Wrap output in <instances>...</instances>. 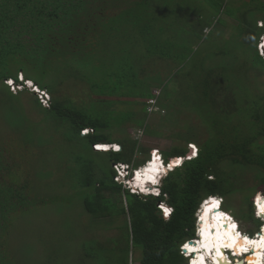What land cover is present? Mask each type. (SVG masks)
Wrapping results in <instances>:
<instances>
[{
  "label": "rangeland",
  "instance_id": "1",
  "mask_svg": "<svg viewBox=\"0 0 264 264\" xmlns=\"http://www.w3.org/2000/svg\"><path fill=\"white\" fill-rule=\"evenodd\" d=\"M218 1L150 0L147 8L152 11L153 20L111 22L105 27L108 35H101L89 61L68 63L58 70L61 76L63 72L70 75L58 82L54 96L85 110L96 98L111 99L94 104L91 110L99 112L103 108L106 119L122 123L99 131L108 134L115 141L112 143L120 146V142L136 141L148 150L135 151L132 163L145 162L152 148L159 149L162 155L175 146L194 145L199 149L209 135L208 129L219 118L218 112L225 118L224 110H234L232 121H245L252 102L264 94V62L256 51L264 29L259 25L264 24V0H222V5ZM94 68H99L96 75ZM210 69L213 81H218L215 104L206 100L202 88L198 89ZM112 70L115 78L107 77ZM81 71L93 73L100 80L97 91ZM8 88L17 96L1 86L0 137L11 134L19 141L34 144L39 161L34 163L38 171H33L30 177L34 180L33 191L45 198L60 196V200L32 207L14 219L7 237L11 252L24 264H116L111 256L121 258L126 247L122 221L106 224L104 218H94L84 210L82 199L75 196V192L84 188L74 187L81 165L88 162L98 168L94 169L95 177L102 172L108 178L107 169L111 165L108 151L90 149L87 138L76 136L66 121L46 117V111L36 102L38 96L28 88L17 92L14 91L17 88ZM158 89L161 92L158 110L148 113L143 102L157 101L154 94ZM216 101L224 105V110H219ZM235 107L242 109L236 112ZM132 163L127 164L132 167ZM99 166L104 168L100 173ZM111 166L114 168V164ZM221 168L234 173L230 180L237 191L221 198L222 207L218 200L209 207L206 203L211 200L202 204L203 210L208 211L211 225L208 228L215 235L216 257L223 264H244L243 260L250 264V257L257 250L256 231L260 222L254 214V218L245 215L246 203H251L253 209L259 203V211L264 203L262 197L253 194L252 188L239 189L254 185L258 170L232 167L226 162ZM127 175L124 181H128ZM93 238L104 244L95 247V253L88 256L84 247ZM237 241L241 247L229 252ZM132 250L131 259L140 255V251ZM246 251L250 253L244 259ZM131 259L129 264H138Z\"/></svg>",
  "mask_w": 264,
  "mask_h": 264
},
{
  "label": "trees",
  "instance_id": "2",
  "mask_svg": "<svg viewBox=\"0 0 264 264\" xmlns=\"http://www.w3.org/2000/svg\"><path fill=\"white\" fill-rule=\"evenodd\" d=\"M216 3L222 5V0ZM149 4L150 0H0V88L3 86L10 95L17 96L4 81L10 78L17 82L18 73H22L25 79L51 94L48 105L44 107L36 98L41 110L46 111V117L66 121L76 136L87 138L90 149H93L94 143L115 142L108 134L99 131L122 123H113L114 118L110 119V123L103 116V108L100 109L102 113L94 108L91 110L94 104L111 99L96 98L91 101L92 106L85 110L55 97L53 93L58 82H63L70 75L63 72L61 76L58 70H63L62 66L68 63L89 61L96 51L99 38L107 34L105 27L111 22L153 20L152 11L147 8ZM98 71L99 68L93 69L95 75ZM140 71L141 68L138 73ZM209 72L203 86L199 85L198 89L202 88L200 91L206 100L215 104L218 81H213L212 69ZM92 74L83 72L82 76L88 77L92 88L97 91L100 80ZM108 76L115 78L114 70ZM160 95L158 89L156 104L160 101ZM146 96L151 97L152 94ZM252 103L245 121H232L235 111L224 110V105L216 101L219 110H224L227 115L222 118L218 112L219 118L214 120L212 129H208L209 135L199 145L197 155L188 154L186 146H175L163 154L165 161L178 156H184L185 160L163 177L159 196L134 194L113 179L116 172L112 163H132L135 151H148L138 146L136 141L120 142L119 151L107 152L111 163L107 169L108 178L102 175V166L98 171L101 176L95 177L97 172L94 169L98 170L95 164L88 162L81 165L77 186L74 187L84 188L75 192V196L82 199L84 210L94 218H104L106 224H112L114 220L122 221L126 231L123 256H111L116 264H129L132 249L140 251L138 257L131 259L138 264H186L179 247L184 241L195 237V213L200 202L211 196L208 206L218 199L213 196L222 198L237 191L230 180L234 173L221 168L223 162L232 167L257 169L256 183L239 190L251 191L252 188L253 194L262 197L261 203H264V94ZM143 104L147 110V103ZM241 109L236 108V112ZM85 128L91 131L81 135L80 131ZM8 135L10 137H0V264H24L8 247L7 237L13 229L14 219L32 207L60 200V196L45 198L35 194L34 180L30 177L33 171H38L36 167L34 169V163L39 161L38 149L34 144ZM190 140L187 139V142H192ZM143 163L137 161L131 165L136 167ZM36 174L34 178H37ZM86 189L88 192L83 193ZM160 201L172 208L167 218L157 207ZM246 206L245 215L254 218L252 204L246 203ZM116 216L119 218L115 219ZM100 244L104 243L93 238L84 247L85 253L92 256L90 254L95 253V247Z\"/></svg>",
  "mask_w": 264,
  "mask_h": 264
},
{
  "label": "bare ground",
  "instance_id": "3",
  "mask_svg": "<svg viewBox=\"0 0 264 264\" xmlns=\"http://www.w3.org/2000/svg\"><path fill=\"white\" fill-rule=\"evenodd\" d=\"M29 82L30 81H28V83ZM140 168L141 170L136 173L134 180L129 181V183H131L132 187L134 186L136 187V189L139 188L142 193H148L151 186L150 183L156 182V173L159 170V161L156 159V154L153 155L149 164H144L140 166ZM210 205L207 206L206 203V207H209ZM199 209L201 210L199 213L197 224L198 237L194 240L195 243H187V245H189L188 249L183 248L185 249V253L193 254V257L188 262H190V264H223L220 263L218 258L216 257V248L214 242L215 235L214 232L208 228L211 227L209 223L210 221L207 216L208 211H204L202 205ZM263 211L264 206L261 208V211H259V215H262V218H264V213L262 214ZM225 217L227 219V216ZM226 222L228 223V220ZM262 226L263 227H261V230H259L258 234L256 235L257 250L250 257V264H264V225ZM237 239L239 240V238ZM238 247L241 246L240 243L237 241L236 246H234L232 250H229V252L237 250ZM249 253V251H246L243 258L246 259ZM243 261L244 264H248L246 260Z\"/></svg>",
  "mask_w": 264,
  "mask_h": 264
},
{
  "label": "built area",
  "instance_id": "4",
  "mask_svg": "<svg viewBox=\"0 0 264 264\" xmlns=\"http://www.w3.org/2000/svg\"><path fill=\"white\" fill-rule=\"evenodd\" d=\"M259 25H260V27H263L264 28V24L262 23V22H259ZM256 51H257V53H258V55L264 60V29H263V32L260 34V36H259V38H258V40H257V43H256ZM21 77H22V75H20ZM21 79V78H20ZM9 81H12L13 83L12 84H10L9 86H12L14 89L15 88H17V90H14V89H12V90H14L15 92H17L18 90H21V89H24L26 86H29V90H31L34 94H36L37 96H38V98H40L39 100H41V102L42 103H47V105H48V102H49V99H50V97H49V94H48V92L46 91V90H43V89H41L40 87H38L35 83H33L32 81H30L29 83H28V81H26L27 82V84L26 85H24V84H19V83H14V81L13 80H9ZM24 83H25V81H24ZM20 87V88H19ZM13 91V92H14ZM158 93V92H157ZM157 95V94H156ZM156 95L154 96V97H156ZM157 100V99H156ZM151 102L150 103H147L148 105H147V111L149 112V113H152L153 111H157L158 109V106H157V101H155L154 99H151L150 100ZM89 131H91V129H89V128H85V129H82L81 130V134L82 135H85V134H87ZM191 146H193V145H191ZM189 147V151H188V154H191L192 156H195L196 154H197V152H198V148L195 146L194 148L193 147ZM93 147H94V149L95 150H97V151H103V150H106V149H110V148H114V149H117L119 146L118 145H116V143H109V144H106V143H95V144H93ZM154 154H156V159L159 161V163L161 164L162 162H163V156H162V154L161 153H159V151L157 150V149H154L153 151H152V153H151V158L153 157V155ZM185 159V157L183 156V157H176V161H175V163L174 162H172V161H170V162H168L167 164H166V166L168 167V168H172L173 166H175V165H177V164H181L182 163V161ZM151 162V159H150V161L149 162H147V164H149ZM114 168H115V170L117 171V174L115 175V179L117 180V181H119L120 180V177L121 176H124V174L125 173H127V172H129V168H130V165H128L127 163H116V164H114ZM140 170V168H138L136 171H135V174L138 172ZM141 172V171H140ZM129 190L130 191H136V189L135 188H133V187H130L129 186ZM157 206H159L160 208H162V215H163V217H165V218H167L169 215H170V213H171V211H172V208H171V206H169V205H167V204H165V203H162V202H159L158 204H157ZM164 209H169L170 211L168 212V214L167 215H165V212H164ZM259 210H258V205L256 204V211H255V214H256V216H258V217H260V215H259ZM261 219H263L264 220V218H262V217H260ZM263 225H264V221H263ZM254 235H256V233L254 234ZM188 241H184L181 245H180V247H179V250H180V253L183 255V256H185L186 258H187V264H190V262H188V261H190V259H191V257H189V254L188 255H186V253L184 252V250L185 249H183L184 247V243H187Z\"/></svg>",
  "mask_w": 264,
  "mask_h": 264
},
{
  "label": "clouds",
  "instance_id": "5",
  "mask_svg": "<svg viewBox=\"0 0 264 264\" xmlns=\"http://www.w3.org/2000/svg\"><path fill=\"white\" fill-rule=\"evenodd\" d=\"M19 74H21L22 75V73H19ZM22 77H23V79H20L19 78V80L17 81V82H15L13 79H7V80H5V82H6V84L9 86L10 84L8 83V81L9 80H13L14 81V83H19V84H24V85H26L27 84V82L26 81H31V80H28V79H25L24 78V76L22 75ZM25 79V80H24ZM24 81H25V83H24ZM25 88H28L29 89V86H26ZM21 90H23V89H21ZM20 91V90H19ZM155 95V94H154ZM90 132V131H89ZM82 135V134H81ZM100 143H105V142H100ZM95 144V143H94ZM106 144H109V143H106ZM117 145V144H116ZM92 148L94 149V147H93V144H92ZM154 149H157V148H152L151 150H150V153H149V158L147 159V160H145V162L142 164V165H144V164H147V162H149L150 161V159H151V153H152V151L154 150ZM95 150V149H94ZM120 150V146L117 148V149H114V148H110V149H106V150H103V151H99V152H105V151H119ZM158 151H159V149H157ZM97 151V150H96ZM188 151H189V148H188ZM159 153H161L160 151H159ZM198 153V152H197ZM191 155V154H190ZM197 155V154H196ZM195 155V156H196ZM163 156V155H162ZM192 156V155H191ZM178 157H183V156H178ZM185 160V159H184ZM183 160V161H184ZM170 161H172V162H175L176 161V159H174V160H169V161H165L164 160V157H163V162L160 164L159 163V170H158V172L156 173V182L155 183H150L151 184V186H150V190H149V192L148 193H142L140 190H139V188H137L136 189V187H134L133 186V188H135L136 189V191H130L129 190V186L130 187H132V185H131V183H129V181H131V180H134V178H135V176H136V174H135V171L138 169V168H140V166H137V167H130L129 168V172H127V173H125L124 174V176H121L120 177V179H121V181L119 180V181H117L116 179H115V181H117L118 183H121V185L124 187V188H126V189H128L130 192H132V193H134V194H139V195H153V196H159L160 195V189H159V187H160V184H161V181H162V179H163V177L168 173V172H170V171H172V170H174V168L175 167H177V166H180L181 164H177V165H175V166H173L172 168H168L167 166H166V164L168 163V162H170ZM182 161V162H183ZM120 163H122V162H120ZM112 164H116V163H112ZM141 165V166H142ZM114 170H115V168H113ZM140 170H141V168H140ZM115 172H116V174H117V171L115 170ZM131 172V173H130ZM115 174V175H116ZM128 174V175H127ZM128 176L126 179L128 180V181H124V179L123 178H125V176ZM115 177V176H114ZM213 197H217L218 198V201H219V206H221L222 207V202H223V200L221 199V197H219V196H213ZM212 197L211 196H208V197H206V198H204L201 202H200V204H199V207H198V209L200 208V206L203 204V202H206V200H210ZM161 202V201H160ZM159 203V202H158ZM157 203V204H158ZM162 203H164V202H162ZM166 204V203H165ZM158 208H159V210H160V212H161V214H162V208H160L159 206H157ZM198 209L196 210V213H195V237L194 238H192L193 240H195V239H197V237H198V227H197V224H198V217H197V212H198ZM224 209V208H223ZM253 211H254V216H255V218L260 222L259 223V225H258V230L256 231L257 233H258V231L261 229V227H263L262 225H263V219H261L260 217H258V216H256V214H255V211H256V205L254 206V209H253ZM163 216V215H162ZM165 218V217H164ZM238 224V223H237ZM239 225V224H238ZM240 227V226H239ZM189 240V239H188ZM188 240H186V241H188ZM184 258H186L185 256H183ZM186 264H187V258H186Z\"/></svg>",
  "mask_w": 264,
  "mask_h": 264
},
{
  "label": "snow or ice",
  "instance_id": "6",
  "mask_svg": "<svg viewBox=\"0 0 264 264\" xmlns=\"http://www.w3.org/2000/svg\"><path fill=\"white\" fill-rule=\"evenodd\" d=\"M21 79H23V77H21ZM8 83H9V84H12L13 82H12V81H8ZM191 147L194 148L195 146L193 145V146H191ZM169 211H170L169 209H164L165 215H167ZM188 247H189V245H187V244L184 245V248H185V249H188Z\"/></svg>",
  "mask_w": 264,
  "mask_h": 264
},
{
  "label": "water",
  "instance_id": "7",
  "mask_svg": "<svg viewBox=\"0 0 264 264\" xmlns=\"http://www.w3.org/2000/svg\"><path fill=\"white\" fill-rule=\"evenodd\" d=\"M260 230H261V229H260ZM188 243H192V244H193V243H195V242H194L193 239H189V240H188Z\"/></svg>",
  "mask_w": 264,
  "mask_h": 264
}]
</instances>
